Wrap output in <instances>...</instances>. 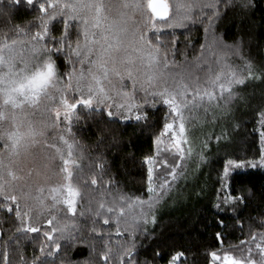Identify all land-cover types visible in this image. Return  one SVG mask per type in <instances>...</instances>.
<instances>
[{
	"label": "snow or ice",
	"instance_id": "snow-or-ice-1",
	"mask_svg": "<svg viewBox=\"0 0 264 264\" xmlns=\"http://www.w3.org/2000/svg\"><path fill=\"white\" fill-rule=\"evenodd\" d=\"M21 4L33 9V20L0 32V232L7 219L14 221L9 240L15 239L17 247L21 235L39 240V255L30 264H55L49 258L57 256L61 241L88 244L92 259L85 264H188L183 250L163 240L151 259L141 260L136 241L138 235L155 237L148 226L156 225V211L184 172L183 163L193 157H198L197 167L206 163L214 139L223 164L211 207L217 216L233 213L245 238L207 253L210 264H264V208L252 218L258 227L249 222L245 233L238 209L257 194L246 185L233 187L238 175L264 170V103L253 108V139L242 154L235 147L241 122L227 120L237 104L249 103L239 89L264 82V60L256 63L247 54L243 34L256 0H8L0 16L10 19L7 8ZM229 13L241 24L231 43L217 34ZM197 21L206 42L189 61L177 46L175 29ZM165 28L173 30L168 43L161 39ZM201 110L206 117L211 113L208 123H226L219 133H204L197 150L193 121ZM161 111L155 153L144 157L146 198L120 190L105 167L104 152H86L73 131L81 112L100 117L99 149L109 141L119 143L113 128L117 120L156 127L153 118ZM260 196L264 203V190ZM217 223L225 227L224 220ZM224 238L216 233L221 246ZM20 261L29 264L22 255ZM0 264H12L7 241Z\"/></svg>",
	"mask_w": 264,
	"mask_h": 264
},
{
	"label": "trees",
	"instance_id": "trees-1",
	"mask_svg": "<svg viewBox=\"0 0 264 264\" xmlns=\"http://www.w3.org/2000/svg\"><path fill=\"white\" fill-rule=\"evenodd\" d=\"M146 2V0H145ZM176 0H169L170 4H174ZM257 8L251 21L243 25V34L246 40V47L250 50L247 54L256 63L264 60V0H256ZM8 5V0H0V8ZM10 13V19L0 16V32L7 31L13 25H24L33 20L35 15L33 9L26 4L20 6L12 5L7 8ZM241 28L240 19L237 16L229 13V15L219 23L217 34H222L224 39L229 43L238 34ZM165 34L161 39L168 43L172 40V29L165 28ZM175 36L178 37L177 46L181 51L188 53L189 61L193 60L194 56L200 53V45L204 44L205 34L203 26L197 21L196 23L187 22L186 27L175 29ZM209 41L211 36H209ZM187 45V47H186ZM211 62L214 57L210 54L207 57ZM235 63H240L236 58H232ZM177 60H183V57L178 55ZM63 69V62L61 61ZM79 68V65H77ZM189 71L195 72L196 75L204 76L194 67H189ZM244 95L249 97V103L245 106L239 103L235 106L234 112L227 120L232 121L233 118L241 122V127L236 133L235 147L240 150V153L251 147L253 139L252 129L254 127L255 113L253 108L264 103V82L255 81L249 83L246 87L239 89ZM161 113H158L153 119L157 121L156 127H142L134 120H117L113 125L115 134L119 143H112L110 146L102 148L96 147V129L100 124V117H88L81 112L82 119L79 123H75L73 131L76 133V139L84 146L86 152H91L93 156L103 151L106 159L105 167L110 169V175L115 177L119 182V189L129 195H141L147 197L146 179H147V164L144 157L154 155V134L159 129V120ZM211 113L206 117L203 111L196 114V119L193 121V136L196 139V149L199 150L200 141L203 140L204 133H207L205 123L210 119ZM221 125L224 121L219 122ZM219 133V130L217 131ZM165 145H161V159H164L166 153L163 152ZM206 155L208 161L200 164L197 167L198 157L183 163L184 172L172 185V189L167 193L161 202L160 207L156 211L157 223L155 226L149 225V230L155 233V237L138 235L137 245L141 260L151 259L153 248L162 240L177 246L176 250H183L187 254L188 264H210V257L207 253L218 250L221 247L227 249L229 245L238 244L240 240L245 238L241 233L239 226L234 219V214L225 212L217 216L215 210L211 207L215 200L213 195L216 184L217 173L222 171L223 160L222 154L216 152L215 140L210 141V149ZM171 162V156H167ZM88 161L85 160V171ZM159 171V168L156 169ZM179 171V169H178ZM186 177V178H185ZM242 185L251 187L257 194V199L250 202L247 207L238 209V215L243 222L245 233L248 231V223H253L258 227L256 220L252 219L258 216L259 209L264 208V203H261V191L264 190V170L249 171L247 174L238 175L233 181V187L239 188ZM259 205V208H258ZM224 220L225 227H221L217 223V219ZM81 224L83 219L81 218ZM101 227V225H97ZM3 231L0 232V249H2L5 241L10 246V258L12 264H21V255L30 264L34 255H39V240L25 238L23 235L18 236L20 240L19 247L15 244V239L9 240L15 232L14 221L5 220L2 225ZM107 231V229H105ZM111 231L115 232L112 228ZM224 234L223 245L217 241L216 233ZM29 237H34L36 234L30 233ZM85 235L88 232L85 229ZM42 239V237L40 238ZM88 242L91 243V236H88ZM62 248L56 257L49 259L54 260L55 264H85L86 261L92 259L89 256L90 248L88 244H67L61 241ZM99 247V241H96ZM221 256L223 252L219 253ZM239 256L238 251L233 252ZM158 264H166V260H160Z\"/></svg>",
	"mask_w": 264,
	"mask_h": 264
},
{
	"label": "rangeland",
	"instance_id": "rangeland-1",
	"mask_svg": "<svg viewBox=\"0 0 264 264\" xmlns=\"http://www.w3.org/2000/svg\"><path fill=\"white\" fill-rule=\"evenodd\" d=\"M231 116V115H230ZM228 119V118H227ZM228 122H230L229 120H228ZM224 123H226L225 121H224ZM220 123L218 122V123H216V125L214 126L212 123H205V126L204 127H206V131H207V133H211V132H216L217 133V131L219 130L220 131ZM213 140V139H212Z\"/></svg>",
	"mask_w": 264,
	"mask_h": 264
}]
</instances>
